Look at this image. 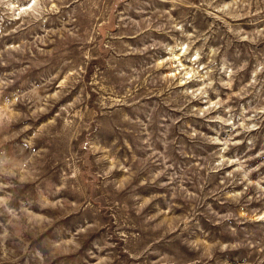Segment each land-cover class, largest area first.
Returning <instances> with one entry per match:
<instances>
[{
	"label": "rangeland",
	"instance_id": "374dc122",
	"mask_svg": "<svg viewBox=\"0 0 264 264\" xmlns=\"http://www.w3.org/2000/svg\"><path fill=\"white\" fill-rule=\"evenodd\" d=\"M168 14L174 19L185 22L186 31L192 32L195 29L197 32H209L211 29L208 44L204 46L205 51L209 47L220 48L221 56H227L235 67H239L245 60L248 61L235 77L232 89H223L219 83L215 85L220 91L221 99H227L232 91L239 90L242 84L247 83L256 59L264 58V40L251 44L233 37L227 31V24L235 23H241L246 31H250L253 26L249 25L247 20L254 19L253 17H246L239 22L229 19L226 24L223 19L217 20L209 16L201 7V0H188L186 5L179 8H173L169 0H98L95 8L91 7L89 0H66L61 11L52 16L46 26L29 24L18 31H13L20 21L9 24L5 20L3 25L5 35L0 37V80L6 83L0 85V98L14 99L17 95L32 93L33 89H36L38 98L44 95L45 87L53 92L60 87L61 94L59 100L52 102L43 115L26 121L31 125L27 132L21 134L19 131L24 121L10 126L13 135L9 137L7 143L0 146V161L6 162L7 165H23L30 155L21 146L23 136H31L33 131L40 129L42 124L46 125L47 121L55 116L61 105L73 104L77 99L79 106H76V111L79 112L83 108L91 116L90 119L86 118V127L80 135L88 138L96 152L94 155L83 153L82 170L86 177L83 186L64 185L61 188L59 179L61 170L68 171L66 161L62 159L65 151L72 152L76 157L81 154L73 151L76 147L75 141L66 149L63 143L53 144L51 137L38 134L37 149L45 146L50 156L41 163V175L36 182L43 180L41 186L49 190L61 188L59 193L50 196L49 199L62 200L68 206V211H41L36 203H32L31 206L22 203L35 198L32 183L16 189L9 207L16 211L20 219L17 220L0 209V212H3L0 214V236H3L5 230L9 233L6 239L0 240V264H39L35 258L37 250L48 256L46 244L49 242L45 241V236H51L53 229L64 233L69 229L74 231L77 224L96 227L81 238L79 251H70L52 257L48 264H84V261L88 264H96L95 259L86 255V252L91 249L95 255H107L108 249L100 252L98 248L92 247V241L101 236L110 237L109 243L115 245L110 250L112 264H152L154 260L159 261L160 264H172L174 258L185 257L191 258L188 264H225V261L227 264H238L237 258L248 254V249L243 247L246 240L264 241V221L242 218L241 224L237 225L234 218L231 221L214 223L216 216L213 213L219 216L232 213L233 217H236L241 207L248 217L264 213V201L248 202L247 195L242 197L240 204L229 201L225 193L243 191V185L228 184L225 187L220 184V178L232 168H224L208 177L202 169L196 167L204 164L218 146L201 141H190L183 134L191 124L206 135H215L212 128H216L221 138H225L230 131L229 127L225 126L221 129L215 123L209 125L200 119L185 115L188 109L179 110L178 106L182 104L180 98L164 88L143 83L128 85L126 78H119L115 74L117 70L131 74L133 67L137 70L146 69L155 56L162 54L159 50H154L144 56L122 55L126 51L125 45L143 47L144 43L153 39L170 42V34L156 31L157 28L167 24ZM148 21H151L150 28L146 23ZM137 26L144 31L138 32ZM69 32H73L74 35H69ZM13 44L20 45L21 50H9L8 46ZM202 45H204L202 40L196 44L197 47ZM84 52L88 54L86 57L82 55ZM201 62L206 63L207 57L205 56ZM77 69L81 70V75L70 77L61 87L60 81L64 76L68 72L75 73ZM57 75L58 79L50 83L51 77ZM216 75L218 80L227 79L219 73ZM261 92L264 93V88ZM109 95L113 100L126 98L128 104H134V108H129L128 104L119 105L111 116L107 115L106 111L102 112L99 109V99ZM210 97L215 100V93H210ZM28 103V99L24 100L15 110L26 113ZM192 106L203 105L194 101L189 107ZM152 107L157 109L156 117L164 115L167 123H171V120H167L169 116L178 120L171 130L170 138H175L176 150L169 156V161L175 160L176 168L185 170L190 177L186 187L199 198L191 203L177 199L175 202L177 206L170 212L166 200H171V194L168 189L157 186L160 182H166V177H161L157 185L140 184L139 181L147 177V170L139 162L133 167L131 161L134 154L138 161H143L146 155L133 143L134 127H119V113L127 112L135 119L137 115ZM69 114L75 116V112L71 110L65 115ZM152 131L154 135L162 131L156 120L153 122ZM125 138L129 140L128 144L123 143ZM237 138L243 139L244 143L232 148L227 155L232 158L254 155L264 147V124L259 130L248 134L247 138L243 136ZM248 138H254L255 147L251 152L248 151L250 147ZM157 147L159 148V145ZM159 150L163 151L162 148ZM101 151L112 153L117 159L125 162L127 167H132L135 174L123 192L117 193L110 185H102L87 178L96 174L98 165L95 157L99 156ZM261 162H264V157L248 163L250 167H254ZM260 172L264 173V168H261ZM112 175L119 180L123 174L114 171ZM256 176L257 174L253 173L252 178L255 179ZM136 197L140 199L136 200ZM145 197L153 199L141 215L137 216L135 208ZM158 212L167 213V216L157 215ZM29 213L46 215L51 224L29 226L26 221V214ZM149 216L155 219L147 221ZM184 216H190L189 228L183 230L181 225L177 228V232H169V224L177 223L175 218ZM197 221L199 228L196 227ZM229 225L237 228V235L228 231ZM118 230L124 231L125 235L131 238L128 246L116 235ZM181 231L183 239L193 234L191 242L195 245V252L203 251L200 247L201 242L209 246L212 255L206 262L198 255L188 253L187 248L177 238V234ZM220 244H236L238 247L221 252L218 250ZM129 251L133 256L128 255ZM139 253L142 255L134 259L133 257Z\"/></svg>",
	"mask_w": 264,
	"mask_h": 264
},
{
	"label": "clouds",
	"instance_id": "9594fccd",
	"mask_svg": "<svg viewBox=\"0 0 264 264\" xmlns=\"http://www.w3.org/2000/svg\"><path fill=\"white\" fill-rule=\"evenodd\" d=\"M65 2L66 0H0V37L5 35L3 30L5 20L9 24L20 21V24L13 31H18L29 24L46 26L49 19L61 11ZM169 2L173 8H179L182 5H186L188 0H169ZM89 3L91 7L95 8L98 0H89ZM201 7L204 8V11L209 16H213L217 20L223 19L226 24L229 19L239 22L246 17H253L254 19L247 20V23L253 26L250 31H246L241 23L227 24V31L233 37L239 40H246L251 44L264 40V15H261V13H264V0H201ZM69 19L71 20L72 18L70 17ZM146 23L150 28L151 21ZM137 29L138 32L144 31V29H139V26H137ZM156 31L170 34L171 41L161 42L158 39H153L151 42L144 43L143 47L125 45L126 51L122 55L144 56L146 53L154 50H159L162 54L155 56L146 69L137 70V68L133 67L131 68V74L124 70H117L116 76L126 78L128 85L143 83L164 88L170 94L180 98L182 104L178 106L179 110L184 111V109H188L185 115L200 119L209 125L215 123L221 129L228 126L230 131L225 138H221L216 128H212V132L215 135H206L203 131H198L191 124L183 131L184 136L190 141H201L218 146L216 151L211 154V157L204 164L197 165L196 167L197 169H202L208 177L220 172L224 168L231 167L232 170L226 172L220 178V184L225 187L228 184L243 185V191L227 192L225 193L227 199L233 203L240 204L242 197L247 195L248 202L253 200L257 202L264 201V173L260 172V169L264 168V162L257 163L254 167H250L248 163L249 161L259 160L261 157H264V147H261L254 155H247L246 158L240 156L232 158L227 155L232 148L244 143L243 139H238L237 137L243 136L247 138L248 134L259 130L261 125L264 124V93L261 92V89L264 88V58L256 59L247 83L242 84L239 90L232 91L227 99H221L220 91L215 85L219 83L223 89H232L235 77L247 65L248 61L245 60L239 67H235L229 62L227 56H221L220 48L209 47L205 51L204 46L208 44L211 29H209V32H197L195 29L192 32L186 31L185 22L174 19L170 14L167 15V24L157 28ZM68 34L74 35L73 32H69ZM201 40L204 42V45L197 47V42ZM8 47L9 50H21L20 45L17 44L9 45ZM82 55L86 57L88 54L84 52ZM205 56L207 57V62L202 63L201 61ZM217 73L226 76L227 79L218 80ZM80 75L81 70L79 69L75 73L68 72L64 76V79L60 81V86L62 87L70 77H79ZM57 79L58 75L52 76L50 83L55 82ZM5 83L6 81L0 80V85H4ZM43 92L44 95L38 98L36 89H33L32 93L17 95L14 99L0 98V146L7 143L9 137L13 135L10 128L12 124L24 121L19 131L21 134L27 132L31 128V125L26 121L43 115L52 102L59 100L61 94L60 87L54 92L45 87ZM210 93H215V100L210 97ZM26 99L29 100L27 112H17L15 110L16 107ZM33 100L36 102H33ZM242 100L243 102L241 103ZM194 101H198L203 106L189 107ZM124 104H128L127 99L124 97L113 100L109 95L99 99V109L102 112L106 111V114L109 116L113 114V110H116L117 106ZM76 106H79V99L74 101L73 104L61 105L60 110L47 121L46 125L42 124L40 129L32 132L31 136H23L21 146L30 153L23 165H7L6 162L0 161V209L3 212L8 213V215L17 220L20 219L16 211L9 207V202L13 198L16 189L29 183L33 184L35 198L29 201H22V203H27L28 206L36 203L41 211H68V206L62 200H52L49 197L59 193L64 185L83 186L86 178L82 170L83 153L87 152L89 155H94L96 152L88 138L80 135L86 127V118H91L90 113L83 108L77 112ZM128 107L134 108V104H128ZM70 110L71 112H75V116L71 114L65 115L66 113H70ZM156 112L157 109L152 107L137 115L135 119L127 112H121L118 117L120 121L119 127H134L133 143L141 153L146 155L143 161H138L137 156L134 154L131 161L133 167L139 162L147 170L148 175L139 181L140 184L157 185V182L161 181V177H166V182H160L157 186L169 190L171 200H166V204L170 212L177 206L175 203L177 199H183L191 203L197 201L199 198L186 187L190 177L185 170L177 169L175 160L169 161V156L176 150V140L174 137L170 138L171 130L178 123V120L169 116L167 120H171V123H167L164 115L161 114L159 117H156ZM154 120L157 121L159 128L162 129V131H158L155 135L152 131ZM53 132L55 135H53ZM38 134L51 137L53 144L56 142L63 143L66 149L68 145H71L75 141L76 147L73 151L81 154L79 157H76L73 156L72 152L65 151L62 159H65L68 171L61 170L59 177L61 188L49 190L41 186L43 185V180H39V183L36 182L41 175V163L50 156V153L46 152L45 146H41L39 150L37 149L36 140ZM123 143L128 144L129 140L125 138L123 139ZM157 145L163 151L159 150ZM248 145L250 146L248 151L251 152L255 147L254 138H248ZM95 158L98 170L94 176L87 178L102 185H110L112 190L117 193L123 192L131 177L135 174L132 167H127L125 162L117 159L112 153L107 151H101L100 155ZM153 165L155 167H152ZM233 165L235 167H232ZM114 171L122 173V178L117 180L113 177ZM253 173L257 174L255 179L252 178ZM10 189L13 191H9ZM250 192L251 194H249ZM135 199L139 200L140 197H136ZM152 199V197H145L143 202L136 206L135 211L137 216L141 215ZM3 212H0V214H3ZM157 215L167 216V213L158 212ZM213 215L216 216L214 223H223L231 221L234 218L237 225L241 224L242 218L244 220L264 221V213L253 214L251 217H248L243 207H241L239 215L236 217H233L232 213H227L224 216H219L217 213H213ZM153 219L155 217H147V221ZM175 219L177 223L169 224V232H177V228L181 225L183 226V230H187L191 224L190 216ZM26 221L29 226L37 224L47 226L51 224L46 215L38 213L26 214ZM84 223L86 224L87 222L85 221ZM94 227L96 226L87 225L85 227L77 224L74 231L69 229L67 233L53 229L51 236H45V241L49 242L46 244L48 256L37 250L35 258L39 264H48L52 257L63 255L70 251H79L81 248V238L87 235ZM196 227L199 228V221H197ZM228 231L233 235H237V228L231 225L228 226ZM8 235V231L5 230L3 236H0V240L6 239ZM116 235L124 241L126 246L129 245L131 238L126 236L124 231L118 230ZM182 237L183 232L181 231L177 234V238L187 248L188 253L198 255L205 262L211 257L212 252L209 246L203 242L200 245L203 251L198 253L194 251L195 245L191 242L193 234H190L187 239H183ZM109 239L110 237L101 236L99 239L92 241V247L98 248L100 252L108 249L107 255L98 256L91 249L87 250L86 255L95 259L96 264H112L110 259L112 252L110 250L115 245L109 243ZM101 245L103 246L101 247ZM237 247L236 244H220L218 245V250L225 252ZM243 247L248 249V254L238 257V264H264V241L253 242V240L248 239L243 244ZM125 250L127 251V247ZM128 255L133 256V253L129 251ZM138 255H142V253L137 254L133 258H138ZM190 259V257L174 258L172 264H188ZM84 264H88V262L84 261ZM152 264H160V262L154 260ZM225 264H227V261H225Z\"/></svg>",
	"mask_w": 264,
	"mask_h": 264
}]
</instances>
